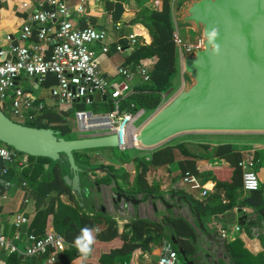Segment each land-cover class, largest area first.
Masks as SVG:
<instances>
[{
    "label": "crops",
    "instance_id": "crops-1",
    "mask_svg": "<svg viewBox=\"0 0 264 264\" xmlns=\"http://www.w3.org/2000/svg\"><path fill=\"white\" fill-rule=\"evenodd\" d=\"M106 1L115 0H87L82 13L72 11L76 0H67V3L71 12L70 19L74 26L90 24L106 29L107 51L105 54H100V44L98 43L91 44L90 50L98 62L101 74L110 79L114 76L115 68L125 63V58L131 51L132 45L126 39L127 34H135L137 42L149 43V36L144 31L138 32V34L133 33L127 23L135 17L141 6L152 7L158 0H118L122 4V12L118 19L116 35L109 24L110 17L104 6ZM23 2L32 7L39 0H0V47L2 48L7 44L5 36H8L11 41L23 45L36 42V25L34 23L29 24L33 34L30 39L19 40L18 38L21 25L26 23L30 10V7L29 9L21 7ZM169 3H171L170 0ZM171 22L174 30L172 17ZM55 27V21L51 22L49 31L52 33ZM119 39L125 40L126 43L122 45ZM116 42L122 46L123 50L115 51L113 49ZM15 83L43 105V108L35 112L33 116L44 111L68 109L69 104L59 105L50 95L49 88L54 83L48 77L38 81L34 77L19 74ZM92 101L97 102L98 100ZM0 106L6 110V113L4 110L6 115L8 113L13 116L7 101L2 102ZM15 118L18 119L15 120L18 122L25 120L21 117ZM73 120L75 122L74 117ZM73 126H75L74 123ZM73 126L71 125V130H73ZM92 133L93 135L97 134ZM189 135L191 136L171 144L182 142L190 152L203 154L204 151L200 148V144L229 143L234 150L241 153L242 157H253L255 159L254 171L259 182L257 191L264 199V133H191ZM164 145L166 143L152 150L139 149L142 151L141 157L148 159L152 151ZM135 149L138 150V148ZM173 153L172 162L148 166L144 179L151 189L146 192H134L131 189L134 184V170L131 174L120 171L117 175L113 174L108 165H113L115 169L116 164L110 162L106 157L92 158L85 153L86 156L88 155V162L85 164L80 159L78 162L82 168H87V171L82 174V178L87 181L84 185L87 187V192L81 195V193L77 194L70 190L71 197L66 193L56 195L54 192H49L39 199L35 197L34 186L31 187L21 173L22 167L27 165L26 155H15L13 160L7 164V169L4 172L1 170L2 174L6 176L0 180V187H2L0 191V234L12 235L15 230H18L21 235L28 232L30 229H27L35 212L44 209L51 199H54L52 205L55 210L56 199H58L63 204L82 208L78 210V214L82 210L89 215L90 224L86 226L93 230L94 235L102 228L104 229L106 218L113 219L116 222L117 232L127 235V239L132 238V232L128 231L125 225L131 220L141 219L160 227L159 230V228L155 229L152 225H148L147 231L144 232L150 234V238L153 239L144 246L134 248L126 258L115 260L110 264H156L157 258L163 253L165 254L168 246L171 250H176L178 264H230V260L233 264H264V215L255 207L245 205L244 199L250 192L238 187L234 190L233 197L230 196L227 182L231 170L225 160L212 156L194 158L193 165L196 172L189 173L192 181L188 183L183 181L184 173L180 172L178 166V162L183 160L184 156L177 150H174ZM102 159L108 161H102ZM90 160H94L96 165H90ZM42 166L46 167L47 164L44 163ZM10 167L12 174L7 178ZM36 179H39V176ZM203 190H205L204 194L201 193ZM115 191L134 196L138 199V203H128L123 207L119 203L116 208V204L112 202ZM142 195H145L143 199ZM177 198L180 199L177 200ZM191 205L197 210L202 228L197 226ZM17 214H22L25 217V222L15 227L13 220ZM174 218H181L190 228V234L178 235L175 233L171 224V220ZM220 229H224L226 232L223 238L219 235ZM51 231L55 232L52 228V214H48L43 225V233ZM78 234L77 228L67 234L69 241L65 244L69 245L68 248L75 247L74 238ZM222 239L223 241H221ZM222 242L225 250L221 246ZM119 243L116 239L108 243L94 242L92 251L87 257L79 253L66 264H97L95 260H97L100 250L117 246ZM17 245H19L18 242ZM143 247L148 249L141 251ZM178 248L181 249L183 255L179 253ZM75 249L77 250L76 247ZM8 254L0 251V264H7L6 256ZM50 255L53 256L52 260L48 259ZM50 255L48 252V254L44 253L38 256L19 257V264H63L59 258L54 257V252L51 251Z\"/></svg>",
    "mask_w": 264,
    "mask_h": 264
},
{
    "label": "water",
    "instance_id": "water-1",
    "mask_svg": "<svg viewBox=\"0 0 264 264\" xmlns=\"http://www.w3.org/2000/svg\"><path fill=\"white\" fill-rule=\"evenodd\" d=\"M176 23L193 27L200 33V43L180 55V69L188 80L138 125V147L152 150L174 136L191 133H264V0H184ZM212 30L217 35L210 39ZM87 99L104 101L105 96L93 93ZM0 143L29 156L51 160L62 156L68 165V174L62 175L64 184L85 194L87 187L80 184L79 176L82 169L72 152L115 147L117 137L64 139L49 128L13 121L0 110ZM112 202L117 208L119 203L122 207L137 204L138 199L115 191ZM191 211L202 228L196 208ZM221 246L225 250L223 242Z\"/></svg>",
    "mask_w": 264,
    "mask_h": 264
},
{
    "label": "built area",
    "instance_id": "built-area-1",
    "mask_svg": "<svg viewBox=\"0 0 264 264\" xmlns=\"http://www.w3.org/2000/svg\"><path fill=\"white\" fill-rule=\"evenodd\" d=\"M86 1L76 0L72 11L84 12ZM21 7L29 9L30 6L23 2ZM70 14L67 0H39L30 7L26 23L21 25L18 36L19 40L30 39L33 34L29 24L34 23L36 42L23 45L5 36L7 44L3 48L0 47V104L7 101L14 117L32 118L43 105L17 86L16 78L19 74H24L42 81L46 75L51 74L55 82L50 86L49 93L59 105L69 104L74 100L81 101V98L82 102L90 103L91 100L89 101L87 96L93 93H98L99 97L104 95L105 100L108 99L111 103V109L103 113L86 109L75 110L73 115L79 131L91 130L97 133L93 136L114 134L117 137L115 148L119 151L137 148L136 122L143 109L132 111V103L121 106L128 94L135 92L132 85L134 71L130 65L122 64L115 68L113 78L102 75L90 45L100 44V54H105L106 29L90 24L76 27L70 19ZM53 19L56 27L51 33L49 24ZM115 26L118 28L117 23ZM135 36L132 33L127 34L126 39L130 45L135 42ZM113 49L123 50L117 42L114 43ZM138 72L142 81L148 79L146 68L142 67ZM160 98L162 102V97ZM14 156L10 147L0 143L3 172ZM238 166L241 169L242 189L246 192L257 190L259 182L254 171L255 159L244 156L239 160ZM183 181H192L188 172H184ZM201 193L204 194L205 190ZM23 222L25 217L22 214H17L13 220L15 227ZM225 234V230L220 229V237L223 238ZM65 243L64 238L53 231L43 234L24 232L21 235L15 230L10 236L0 234V251L16 253L20 257L38 256L46 252L50 255L51 251H61ZM48 259L52 260L53 256L50 255ZM156 264H178L176 252L170 250L160 255Z\"/></svg>",
    "mask_w": 264,
    "mask_h": 264
},
{
    "label": "trees",
    "instance_id": "trees-1",
    "mask_svg": "<svg viewBox=\"0 0 264 264\" xmlns=\"http://www.w3.org/2000/svg\"><path fill=\"white\" fill-rule=\"evenodd\" d=\"M104 6L110 17L109 24L112 26L113 32L116 35L117 27L115 25L118 23L119 16L122 12L121 1H106ZM127 25H129L131 31L133 30V33L138 34V32L144 31L149 36V43L143 44L137 42L135 36V42L132 44L131 51L125 58L124 64L130 65L134 71V81L132 85L135 92L128 94L126 99L122 101L121 106L132 103V111H136L138 109L152 111L160 104L161 93L172 87L174 77L177 73L176 44L171 22L169 0H158V2L152 7L141 6L136 12L135 17L129 21ZM119 42L122 45L126 43V41L123 39H119ZM142 67L146 68L148 76L146 81H142V78L138 72ZM46 77H48V79L50 78L53 83L55 82L53 75L48 74L44 78ZM85 104H89L92 107H97L100 110V113L108 112L111 109V103L108 99L97 102L92 101L90 103L74 100L69 103V106L66 105L68 106V109L49 112L44 111L39 115L33 116L30 119H25L23 122L19 123L35 128H49L53 131V134L56 137L72 139L66 135L69 131H71L69 116L75 110L84 109ZM0 110L4 113L3 107L0 106ZM199 146L204 151L203 154H194L190 152L185 144L181 142L176 144L166 143V145L162 146L161 148L152 151L149 154L148 159H144L141 156L132 157L131 159L134 161V184L131 189L134 192L149 191L151 187L148 186L144 179V174L148 166L164 165L172 162L174 157L173 151L177 150L182 156H184L183 160L178 162V166L182 174L185 171L193 174L196 172L193 165L194 158H207L209 156L223 158L231 170L227 186L230 196L233 197V192L236 188L240 187L242 189L241 169L238 166V162L242 158L241 153L237 150H234L229 143H219L214 145L200 144ZM76 152L77 150L73 151L72 154L75 164L82 169L81 172H79L80 176V173L87 170L86 168H82L78 162V159L76 158L78 157V154L84 153L76 154ZM113 152H115L114 149ZM14 154L16 156L23 155V153L17 151H14ZM26 157L27 165L22 167L21 173L27 183L31 187L34 186L33 190L37 199L47 195L49 192H54L56 195L66 193L71 197L70 188L64 184L62 179L63 174H68V165L65 158L59 156V158L56 160H51L47 157L41 156L26 155ZM84 158L85 160H83V163L86 164L89 158L86 156V154H84ZM44 163L47 164L46 167L42 166ZM2 167H4V164L0 159V180L6 176L1 172ZM108 167H110L114 174L115 169L113 165L109 164ZM120 172L126 173L124 170ZM11 174L12 169L10 167L7 172V178H9ZM37 176H39V179H36ZM80 182L81 185H86L87 183V181L82 178V174L80 176ZM1 190L2 187H0V191ZM144 197L145 195H142V199ZM56 200L57 207L55 210H53L52 205L54 199H51L44 209H40L35 212L27 230L30 229L28 232H33L35 234H43V225L46 216L48 214H52V228L57 234L62 235L64 240L68 242L69 238L67 237V234L74 231L76 228L80 232L81 228L90 224V217L82 210H80L78 214V210L82 208L75 205L71 206L68 204H63L58 201V199ZM244 203L246 206L255 207L261 214L264 215V199L260 197V193L257 190L250 191V194L244 199ZM105 223L106 225L104 229L102 228L98 233L95 234V242L108 243L109 241L111 242L116 239L120 243L117 246L100 250L98 258L95 260L97 264H110L115 260H120L121 258L124 259L131 251H133L134 248L140 247L141 245H146L147 242L153 239L150 238V234L144 232L147 231L146 227L148 225H152L153 228H159L160 230V227L156 224H152L141 219H134L125 225L127 230L132 232V238L127 239V235L117 232L116 222L113 219L106 218ZM171 224L175 233L178 235H187L191 232L190 228L181 218L172 219ZM143 233L144 235L142 236ZM68 247L69 245L65 244L61 252H54V257L59 258L63 264L68 263L71 259L79 255V252L75 249V247ZM147 249L148 248L143 247L141 248V251ZM170 250L171 248L168 246L165 253ZM45 254H48V252ZM19 257L20 256H18L16 253H9L6 256V263L19 264Z\"/></svg>",
    "mask_w": 264,
    "mask_h": 264
},
{
    "label": "rangeland",
    "instance_id": "rangeland-1",
    "mask_svg": "<svg viewBox=\"0 0 264 264\" xmlns=\"http://www.w3.org/2000/svg\"><path fill=\"white\" fill-rule=\"evenodd\" d=\"M170 1H171L170 10H171V14H172L171 17H172V21L174 22V40H175V44H176L177 73H176V76L174 77L172 87L170 89H168L167 91L161 93V95H160V97H162V102L160 101L161 103H163L165 100L170 98L178 90V88L181 86L182 82L188 80V78L182 74L181 69H180V55H181V53L184 51L185 52L191 51L192 49L198 47L199 43H200V33L199 32H196L194 30V28L191 26L181 25V24L176 23V18L179 16L181 3L184 0H170ZM84 107H85L84 109L91 110L95 113L100 112V110L97 107H92L89 104H85ZM152 111H144L143 110V113L140 116V118L137 120L136 125H139L142 121H144V119H146L151 114ZM73 112L70 114L69 120H70L71 125L73 126V123H74L75 126H73V130L69 131L68 134H66V135L70 138L82 137L84 135L93 136V133L91 130H81V131L78 130L76 123L73 120V117H74ZM5 113H6V110H5ZM7 115L10 118H12L13 120H18L17 118L11 116L8 113H7ZM192 134H199V133H192ZM187 136H191V135H189V134L177 135V136H174L171 139H169L166 143L171 144V143H174V142L181 140L183 138H187ZM137 148H138V150L131 147L129 149H126L125 151H119L115 147H100V148H91V149H85V150H77L76 154L77 153H84V154L87 153L92 158L96 157V156L106 157L110 162H112L113 164H116L115 165V173H117L118 171L124 170L126 173L129 172V174H131L132 171L134 170V161H132L131 158L132 157H140L142 155V151H139V149H141V148L138 146H137ZM113 149L115 150V152H113ZM143 150H146V149H143ZM84 154H82V155L78 154V157H76V158L78 160L79 159L85 160ZM106 160L102 159V161H106ZM94 163H96L94 160L89 161V164L92 166L96 165ZM100 163H102V162L100 161ZM83 173L84 172L80 173V176Z\"/></svg>",
    "mask_w": 264,
    "mask_h": 264
},
{
    "label": "clouds",
    "instance_id": "clouds-1",
    "mask_svg": "<svg viewBox=\"0 0 264 264\" xmlns=\"http://www.w3.org/2000/svg\"><path fill=\"white\" fill-rule=\"evenodd\" d=\"M216 35L217 32L212 30V32L209 34V38L211 39ZM218 50V46L213 47L214 52H218ZM95 238L96 237L93 233V230L89 227L85 226L80 229L79 234L74 238V245L82 256L87 257L91 253Z\"/></svg>",
    "mask_w": 264,
    "mask_h": 264
}]
</instances>
